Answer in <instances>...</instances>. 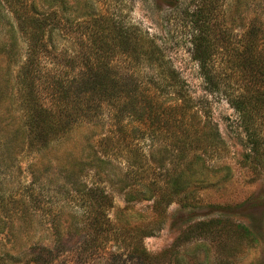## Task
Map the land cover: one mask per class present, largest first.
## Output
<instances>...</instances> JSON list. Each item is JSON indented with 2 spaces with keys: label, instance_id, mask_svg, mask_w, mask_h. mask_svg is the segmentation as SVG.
Masks as SVG:
<instances>
[{
  "label": "trees",
  "instance_id": "16d2710c",
  "mask_svg": "<svg viewBox=\"0 0 264 264\" xmlns=\"http://www.w3.org/2000/svg\"><path fill=\"white\" fill-rule=\"evenodd\" d=\"M96 1L0 0V264H53L69 244L117 241L120 228L147 218L127 205L186 211L207 175L229 177L227 165L207 163L226 144L216 125L199 128L179 75L149 74L164 66L157 43L117 15L98 17ZM194 2L192 58L206 90L236 111L243 159L264 167V0ZM233 86L243 92L232 97ZM106 185L125 202L114 224Z\"/></svg>",
  "mask_w": 264,
  "mask_h": 264
},
{
  "label": "rangeland",
  "instance_id": "374dc122",
  "mask_svg": "<svg viewBox=\"0 0 264 264\" xmlns=\"http://www.w3.org/2000/svg\"><path fill=\"white\" fill-rule=\"evenodd\" d=\"M194 1L97 0L95 7L98 17L117 15L127 24L138 27L145 34L144 39L157 43L163 52L164 66L154 67L149 74L155 77L158 73L174 70L179 75L184 90L203 115L196 120L199 128L205 122L209 127L216 125L226 144L225 150L217 152L219 156L208 154L207 163L227 165L229 177L217 181L226 173L224 170L215 176L207 175L202 186L193 188L195 198L186 211H178V204L174 203L160 214H153L151 202L129 204L127 207L132 206L147 218L143 223L130 222L117 231L121 232L125 242L121 237L117 241L106 240L88 251L77 242L76 245L69 244V250L60 253L53 264H264V167L256 165L259 162L253 159L251 162L243 159L246 152L241 141L245 138L236 111L222 93L206 90L198 63L192 58L189 12L196 5ZM221 52L219 50L213 57V71L224 69L226 55ZM177 85L179 83L173 87ZM233 87L232 97L243 92L241 88ZM231 92L229 89L228 93ZM162 112L166 116L167 112ZM205 116L209 118L205 119ZM130 127L138 131L142 125ZM257 133L264 136V121ZM81 134V131L75 132L72 137L78 142ZM134 134L138 135V132ZM146 141L135 143L147 151ZM113 159L125 168V162L116 157ZM105 187L112 200L108 219L114 224L115 217H122L118 211L125 202L118 188ZM143 230L151 231V235L143 236ZM183 237L188 239L180 243ZM134 247L138 249L137 254L145 252L136 257L131 250Z\"/></svg>",
  "mask_w": 264,
  "mask_h": 264
}]
</instances>
